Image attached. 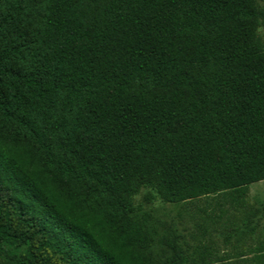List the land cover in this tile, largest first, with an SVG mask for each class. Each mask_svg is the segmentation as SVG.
<instances>
[{
	"label": "trees",
	"instance_id": "1",
	"mask_svg": "<svg viewBox=\"0 0 264 264\" xmlns=\"http://www.w3.org/2000/svg\"><path fill=\"white\" fill-rule=\"evenodd\" d=\"M254 0H0V264H160L133 197L242 207L264 180ZM181 236L158 246L182 263ZM195 264H264V238ZM166 264V263H165Z\"/></svg>",
	"mask_w": 264,
	"mask_h": 264
},
{
	"label": "rangeland",
	"instance_id": "2",
	"mask_svg": "<svg viewBox=\"0 0 264 264\" xmlns=\"http://www.w3.org/2000/svg\"><path fill=\"white\" fill-rule=\"evenodd\" d=\"M257 7H264V0H254ZM258 36L264 40V29L259 27ZM147 188H142L133 197L136 213L149 216V227L154 230L149 250L160 264H173L172 253L161 246L157 240L167 232L181 236V264H195L202 246L211 248L219 254L231 253L233 247L244 250L252 247L256 239L264 238V180L248 186L247 195L242 207L231 208L223 204L225 215L210 222L204 218L215 207L216 199L204 197L183 204H165L158 200L146 202L144 196Z\"/></svg>",
	"mask_w": 264,
	"mask_h": 264
}]
</instances>
